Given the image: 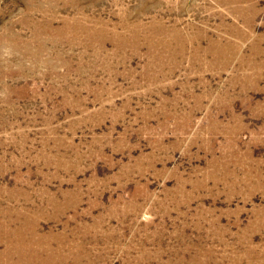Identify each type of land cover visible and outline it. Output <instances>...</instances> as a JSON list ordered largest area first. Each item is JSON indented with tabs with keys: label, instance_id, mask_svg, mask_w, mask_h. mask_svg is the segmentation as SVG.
Returning a JSON list of instances; mask_svg holds the SVG:
<instances>
[{
	"label": "rangeland",
	"instance_id": "obj_1",
	"mask_svg": "<svg viewBox=\"0 0 264 264\" xmlns=\"http://www.w3.org/2000/svg\"><path fill=\"white\" fill-rule=\"evenodd\" d=\"M0 264H264V0H0Z\"/></svg>",
	"mask_w": 264,
	"mask_h": 264
}]
</instances>
